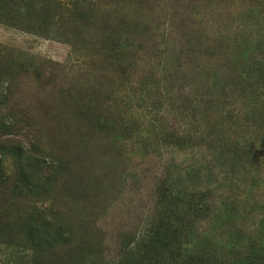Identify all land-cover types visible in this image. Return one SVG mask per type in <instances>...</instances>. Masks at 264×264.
I'll return each instance as SVG.
<instances>
[{"label": "rangeland", "instance_id": "1", "mask_svg": "<svg viewBox=\"0 0 264 264\" xmlns=\"http://www.w3.org/2000/svg\"><path fill=\"white\" fill-rule=\"evenodd\" d=\"M263 60L264 0H0V264H115L178 203L264 263Z\"/></svg>", "mask_w": 264, "mask_h": 264}, {"label": "trees", "instance_id": "2", "mask_svg": "<svg viewBox=\"0 0 264 264\" xmlns=\"http://www.w3.org/2000/svg\"><path fill=\"white\" fill-rule=\"evenodd\" d=\"M235 47L237 48V46ZM253 64L255 67L254 65L249 66L247 69H243L241 73H244V79L256 78L254 87L263 88L264 83H261V77H264V60L258 64H255V62ZM238 78L241 79V76H238ZM253 91L254 95H256V91ZM247 95L252 96L250 92ZM204 96L209 95L206 94ZM203 106L206 107V105ZM213 107H215L214 104L212 105V108ZM243 163L244 162L242 161L241 164ZM238 181L244 183V180L238 179ZM174 206H176L175 209L178 208L177 211H174V207L167 208L163 206L164 212L159 213V224H157V227H154L156 231L154 232L155 237H153L154 239H158V242H156L157 244H151V242L143 241L142 245H137L139 248H132L133 246L130 244L123 243L122 247H124V251H121L120 254L121 261L115 264H144L147 257L151 259L149 255L151 250L152 253L155 254V257L157 256V258L161 259L163 262H168V264H171V259L178 261L179 264H230V254H226L227 250H224L223 254L218 246L208 248L205 242L204 244H200L199 240L195 242V239H191V243L189 242L190 247L183 248V245H187V242H183L182 240L191 236L192 233L188 229V223L186 221H182L183 218H178L176 220L173 219V213H177L181 217L185 215V212L182 211L183 208L179 206V203ZM199 210L200 209H197L196 211ZM179 212L183 213V215ZM174 225L178 226L175 228L173 227ZM166 226L168 227V230L166 229ZM182 229L184 230L181 231ZM167 239L169 240V243L165 244ZM233 240L234 239L230 240V246L232 245ZM259 242L260 241L257 240L255 243L256 246L259 245ZM262 245H264V240ZM208 249H210V252H207V254L206 250ZM252 249L257 251L258 248L256 249V247H252ZM210 254H212V256H209ZM247 258L248 257L237 259L235 264H264L258 263L256 258H251V261H248Z\"/></svg>", "mask_w": 264, "mask_h": 264}]
</instances>
